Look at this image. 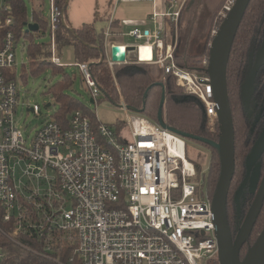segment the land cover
<instances>
[{
    "label": "built area",
    "instance_id": "built-area-1",
    "mask_svg": "<svg viewBox=\"0 0 264 264\" xmlns=\"http://www.w3.org/2000/svg\"><path fill=\"white\" fill-rule=\"evenodd\" d=\"M12 1L0 0V220L5 226L0 231L44 264H221L207 173L199 174L187 159L185 138L130 110L121 94L125 122L120 126L76 111L67 122L53 118L31 140L25 138L15 119L20 93L13 70L20 39L13 30L2 32L14 24ZM116 2L156 5V0ZM235 2L225 7L224 19ZM49 3L51 62L62 67L57 31L67 27L65 8L58 0ZM168 3L176 10L156 12L154 20L178 22L184 5ZM130 35L146 41L136 46L133 64L155 65L174 76L187 95L201 101L210 131L216 132L208 60L205 75L190 72L176 64L177 43H166L163 30L134 29ZM75 67L96 103L102 91L91 66ZM29 111L40 115L37 105ZM71 247L75 255L67 256ZM4 261L0 250V264Z\"/></svg>",
    "mask_w": 264,
    "mask_h": 264
},
{
    "label": "trees",
    "instance_id": "trees-1",
    "mask_svg": "<svg viewBox=\"0 0 264 264\" xmlns=\"http://www.w3.org/2000/svg\"><path fill=\"white\" fill-rule=\"evenodd\" d=\"M202 1L186 0L179 17L178 28L176 30L173 27L171 31L174 34L177 33L178 36V43L174 53L176 64L184 70L205 75V62L208 60L209 54L208 44L211 40L210 32L212 31L216 14L223 8L226 0H214L211 4L213 13L206 9L198 16L195 12L199 9L198 6H201ZM58 3L65 5L66 0H58ZM12 6L14 24L11 26L4 25L2 32L13 30L16 32L18 39L23 36H32V33L24 32L26 23H28L25 0H13ZM41 7L38 9H41ZM33 21L39 24V31L46 33L47 20L37 11ZM259 35L264 36V0H251L234 41L227 72L228 97L235 130L236 166L242 165L244 174L247 157L259 136L263 120L257 123L256 118L251 115L247 116L250 111L247 112L241 96L248 55ZM57 40L60 50L65 46H71L78 62L91 65L92 73L102 93L113 103H119V95L116 90V83H118L128 106L139 110L144 107L143 115L154 122H158L159 107L163 93H165L163 119L168 126L189 135L203 137L215 142L219 141V126L216 125V132L212 133L210 131L207 125L204 105L197 98L185 94L183 88L177 85V80L174 76L166 74L155 65H142L140 69H135L129 65L122 64L115 65L112 71L106 58L101 63H97L104 52V34L98 32L94 24L84 25L81 29L75 30L74 33L60 25L57 31ZM50 48V44L31 45L29 48L31 66L37 70L55 66L50 59ZM55 67V69H60L62 72L65 68L64 66ZM80 77L85 83L81 74ZM259 78L257 96L264 114V73ZM70 82V79H66L53 90L54 99L59 108L55 114V119L61 123L67 122L70 115L76 111L88 113L87 109H83L74 97L66 94L65 91L70 87ZM148 89L150 91L145 99ZM246 120L251 122L255 120V122L252 125L249 121L247 123ZM203 145L210 149L211 152L206 185L210 190V194L214 195L221 170L220 156L215 148ZM260 163L264 167V156ZM196 169L199 174L202 172L200 167L196 166ZM242 178L241 171L236 172L231 186H234L236 181L240 185ZM0 228L5 229L1 220ZM263 229L264 206L252 236L243 249L242 257L256 242ZM28 243L30 245L33 244L30 240H28ZM0 250L5 255L4 264L45 263L40 258L15 246L1 231ZM66 252H68L66 253L67 256L75 255L73 247L66 249Z\"/></svg>",
    "mask_w": 264,
    "mask_h": 264
},
{
    "label": "water",
    "instance_id": "water-1",
    "mask_svg": "<svg viewBox=\"0 0 264 264\" xmlns=\"http://www.w3.org/2000/svg\"><path fill=\"white\" fill-rule=\"evenodd\" d=\"M68 2L69 0H67L66 7ZM250 2L251 0H236L232 10L223 20L209 47L207 73L213 86L214 100L217 104L219 141L215 142L203 137L189 135L168 126L163 119V108L166 100L165 93H163L158 113V122L163 128H167L187 140H194L213 147L219 153L221 170L213 195L212 207L221 264H264V229L243 259L241 258V251L250 240L264 206V174L259 183L261 174L260 160L264 156V130L247 157V175L235 194V201L238 207H240L241 198L248 184L250 185V192L256 193L235 238L232 235L228 216L229 193L236 172V141L228 97L227 72L233 44ZM26 26V33L39 30L37 23H26ZM120 50V46H113L111 49V58L114 63L123 64L126 62V51L122 53ZM130 50H133V48H128L127 52ZM263 58L264 43L254 66L251 61L242 85L241 96L246 110L251 106L254 97L256 79L260 68L264 65V61L260 59ZM149 91L150 89H148L145 99ZM91 103H94L93 99H91ZM50 106V104L47 105V107ZM129 109L137 113H143L144 111V107L141 110L133 107H129Z\"/></svg>",
    "mask_w": 264,
    "mask_h": 264
},
{
    "label": "rangeland",
    "instance_id": "rangeland-1",
    "mask_svg": "<svg viewBox=\"0 0 264 264\" xmlns=\"http://www.w3.org/2000/svg\"><path fill=\"white\" fill-rule=\"evenodd\" d=\"M214 0H203L201 6H198L199 9L195 12L198 16L203 11L208 9L211 13V4ZM225 1V0H224ZM233 0H226L223 8L216 14L214 19V24L212 27V31L210 32L212 41L213 32L219 29L224 20L225 16V7ZM27 6V21L31 22L34 19L35 12L39 13L42 10V15L45 19L48 18L50 3L49 0H25ZM41 7L39 10L38 8ZM68 13L72 11V3L67 8ZM111 11V7L109 8ZM107 21H100L96 24V28L99 30L107 28ZM26 27L24 28V32H26ZM32 36L26 37L23 36L17 44L16 48V67L13 70V73L16 75V80L18 82L20 99L18 104V109L15 115L16 122L18 126L23 130L24 136L27 140H31L36 130H38L43 123L47 121H51L55 118V114L58 111V105L55 102V95L53 90L61 85L66 79H70V87L68 90L66 89V94L74 97L83 109H87L91 115H95L98 119L104 123L109 124L111 126L118 125L120 123L125 122V115L123 111L118 107L116 103H113L109 99L105 97L102 93L101 97L98 98L96 103H91V91L87 87V85L82 81L79 69L75 67V54L74 49L71 46H65L61 53H58L59 58L64 65L63 72L60 69H55V66L37 70L30 64L29 59V48L31 45H43L50 43V37L41 31L31 32ZM261 37V36H259ZM263 38V36H262ZM210 43L208 47H210ZM132 68L138 69L140 66L131 65ZM113 70V69H112ZM120 88V87H119ZM121 89V88H120ZM117 90V86H116ZM118 92V90H117ZM185 93V92H184ZM121 92H118L120 95ZM186 94V93H185ZM125 100V99H124ZM120 101V99H119ZM51 105L47 107V105ZM119 104V103H118ZM35 105L40 108V115H36L32 111H29L30 108H33ZM261 103L258 102V96L255 97L254 103L252 105L251 111L250 107L247 110L250 111L248 117L251 115L254 118H259V115L262 111ZM207 119V118H206ZM247 119V117H246ZM247 121V120H246ZM250 124H254L255 120L252 122L248 120ZM247 121V123H248ZM264 122V121H263ZM258 123V122H257ZM207 125L210 129L211 126L207 119ZM219 133V132H218ZM260 137V135H259ZM258 137V138H259ZM258 140V139H257ZM256 140V141H257ZM186 154L187 159L190 160L193 164L201 168L202 172L208 173L211 162V152L203 144H200L194 140H187ZM244 167L242 165L236 166V172L241 171L242 175H244ZM196 182L201 181V177L194 179ZM238 184V182H237ZM238 187L232 186L231 188V196L235 193ZM248 195V196H247ZM256 195V193H255ZM254 193L245 190L242 196V204L250 201L253 202L255 197ZM248 204V205H249ZM252 204V203H251ZM245 219V218H243ZM243 222V221H242Z\"/></svg>",
    "mask_w": 264,
    "mask_h": 264
},
{
    "label": "crops",
    "instance_id": "crops-1",
    "mask_svg": "<svg viewBox=\"0 0 264 264\" xmlns=\"http://www.w3.org/2000/svg\"><path fill=\"white\" fill-rule=\"evenodd\" d=\"M168 1L169 0H156V5L154 6L153 4L147 3V2H137V3L117 5L116 0H69L68 5L66 7V3H67V0H66L64 8H65V21H66L67 27L65 28L69 29L72 33H74L75 30L81 29L84 25L94 24L96 28V24L98 22L104 21V20L107 21V24H108L107 28L105 27L104 29L99 30V31L96 28L98 32H102L104 34V52L101 54V58L98 60L97 63H101L106 58L111 70L113 69L115 65H122L120 63H114L111 58L112 47L120 46L121 48L125 49L126 54H127L126 62L123 64L129 65V66L136 65V64H133V62L136 60L137 51L135 50V48L138 44L145 43L146 41L145 40L137 41L135 38H133L130 35V32L133 31L134 29H139L142 32L150 31L151 33L157 32L159 30L160 31L163 30L166 34L165 36L166 43H169V42L173 44L175 42L178 43L177 33L174 34L171 31L173 27L177 30L178 22L177 23L174 22L169 17L168 18H157L155 20L153 19V15L156 12L157 13H168L170 11L173 12L176 10V7H170V4L168 3ZM174 1H179V3L183 5L186 2V0H174ZM71 3H72V11L68 13L67 8ZM110 7H111V11H109ZM28 23L34 24L36 22L31 21ZM39 30H40V27H39ZM107 33H108V36H107ZM128 48H133V50H130L129 52H127ZM61 50L58 48L57 54L61 53ZM110 62L114 63L112 67L110 66ZM77 63H82V62H78L76 59L75 65ZM137 66L141 67L142 65H137ZM116 86H119V84L116 83ZM120 92H121V89H120ZM121 96L123 97L122 92H121ZM119 99H120V95H119ZM86 114L91 116L93 121L98 119V117L95 116L94 114L91 115L89 112ZM140 114L143 115V113H140ZM98 121L100 120L98 119ZM155 123L159 124V122H155ZM121 124L122 123L116 126H120Z\"/></svg>",
    "mask_w": 264,
    "mask_h": 264
},
{
    "label": "flooded vegetation",
    "instance_id": "flooded-vegetation-1",
    "mask_svg": "<svg viewBox=\"0 0 264 264\" xmlns=\"http://www.w3.org/2000/svg\"><path fill=\"white\" fill-rule=\"evenodd\" d=\"M260 36V35H259ZM263 43H264V36H263V38H262V36L261 37H259L258 39H256V42H254L253 43V45H252V48H251V50H250V52H249V55H248V59H247V66H246V72H245V77H246V75H247V72H248V70H249V67H250V63H251V61H252V65L254 66L255 65V63H256V59H257V57H258V55L260 54V52H261V49H262V46H263ZM261 61H264V58L263 59H260ZM264 73V65H262V67L260 68V71H259V73H258V76H257V79H256V83H255V86H256V90H255V93H254V97H253V99H252V102H251V107H250V111H251V108H252V105H253V103H254V100H255V97L257 96V94H258V83H259V80H260V78L259 77H261V74H263ZM244 80H245V78H244ZM243 83H244V81H243ZM264 114H263V109H262V111H261V113H260V115H259V118H256V120H257V122H259V121H261L262 119V124H261V127H262V129H261V131H260V133H259V135H261V133L263 132V130H264ZM259 137V136H258ZM258 139V138H257ZM256 142V141H255ZM255 144V143H254ZM263 158V157H262ZM261 158V159H262ZM260 162H261V160H260ZM236 173V172H235ZM263 174H264V167H263V165L261 164V174H260V179H259V183L261 182V180H262V176H263ZM246 175H247V169L245 168V174L243 175V178H242V180H241V183H240V185L239 184H237V182L238 181H236L235 182V185L234 186H238V188L241 186V184L243 183V181L245 180V178H246ZM235 177V176H234ZM231 188H232V186H231ZM248 191H250V185L248 184V186H247V188H246ZM238 190V189H237ZM237 190L235 191V193L233 194V196L232 197H230L231 196V193H232V191L230 190V193H229V200H228V216H229V222H230V228H231V230H232V235H233V237L235 238L236 237V235H237V233H238V230H239V228L241 227V225H242V221H244V219L243 218H245L246 217V214H247V212H248V210H249V207L251 206V201H250V204H249V202H245V204H242V198H241V206L240 207H238V205H237V203H236V201H235V194H236V192H237ZM255 195V194H254ZM248 196V195H247ZM249 204V205H248ZM245 248V246L243 247V249ZM243 249H242V251H241V258L243 259V257H242V252H243Z\"/></svg>",
    "mask_w": 264,
    "mask_h": 264
},
{
    "label": "bare ground",
    "instance_id": "bare-ground-1",
    "mask_svg": "<svg viewBox=\"0 0 264 264\" xmlns=\"http://www.w3.org/2000/svg\"><path fill=\"white\" fill-rule=\"evenodd\" d=\"M120 52L124 53L125 52V49L124 48H121ZM147 57V54L145 53V50H143V55L142 57Z\"/></svg>",
    "mask_w": 264,
    "mask_h": 264
}]
</instances>
